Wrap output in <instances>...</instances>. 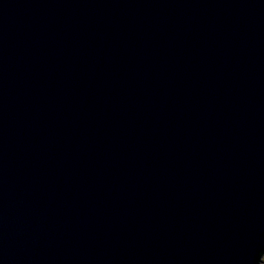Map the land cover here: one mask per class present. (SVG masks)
<instances>
[{
	"label": "water",
	"instance_id": "water-1",
	"mask_svg": "<svg viewBox=\"0 0 264 264\" xmlns=\"http://www.w3.org/2000/svg\"><path fill=\"white\" fill-rule=\"evenodd\" d=\"M264 0H0V264H263Z\"/></svg>",
	"mask_w": 264,
	"mask_h": 264
},
{
	"label": "rangeland",
	"instance_id": "rangeland-1",
	"mask_svg": "<svg viewBox=\"0 0 264 264\" xmlns=\"http://www.w3.org/2000/svg\"><path fill=\"white\" fill-rule=\"evenodd\" d=\"M262 261H263L262 263H264V255H263V257H262Z\"/></svg>",
	"mask_w": 264,
	"mask_h": 264
},
{
	"label": "trees",
	"instance_id": "trees-1",
	"mask_svg": "<svg viewBox=\"0 0 264 264\" xmlns=\"http://www.w3.org/2000/svg\"><path fill=\"white\" fill-rule=\"evenodd\" d=\"M261 262H263L262 260H261ZM264 264V263H263Z\"/></svg>",
	"mask_w": 264,
	"mask_h": 264
}]
</instances>
